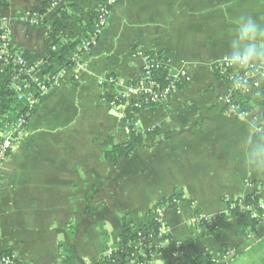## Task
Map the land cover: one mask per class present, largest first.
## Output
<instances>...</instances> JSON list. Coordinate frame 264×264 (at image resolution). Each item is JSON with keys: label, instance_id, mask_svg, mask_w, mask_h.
I'll use <instances>...</instances> for the list:
<instances>
[{"label": "crops", "instance_id": "1", "mask_svg": "<svg viewBox=\"0 0 264 264\" xmlns=\"http://www.w3.org/2000/svg\"><path fill=\"white\" fill-rule=\"evenodd\" d=\"M60 4L80 8L81 19L63 36L74 42L100 0ZM8 5L4 15L15 48L34 62L46 58L52 23L20 20L42 13V0ZM247 16L264 25V0H117L83 67L74 66L41 97L3 165L0 254L9 252L24 264H65L64 243L74 252L73 264H98L119 241L122 214L137 218L178 191L182 199L164 208V247L146 264H182L185 258L167 234L183 240L200 217L220 213L227 215L214 236L206 227L194 229L200 242L189 252L223 264H264V214L248 202L252 194L264 201V174L249 172L241 151L246 137L264 133V81L252 78L235 96L247 100L248 115L239 117L226 113L222 99L233 85L213 70L230 49L236 22ZM157 50L168 52L174 68H186L192 82L164 106L143 109L139 127L155 132L144 136L131 157L108 162L102 144L125 142L129 129L121 109L105 102L99 79L113 74L125 86L141 75L139 51ZM4 72L0 65V87ZM236 200L239 210L230 214L229 202ZM225 246L233 250L227 258Z\"/></svg>", "mask_w": 264, "mask_h": 264}, {"label": "built area", "instance_id": "2", "mask_svg": "<svg viewBox=\"0 0 264 264\" xmlns=\"http://www.w3.org/2000/svg\"><path fill=\"white\" fill-rule=\"evenodd\" d=\"M2 1L3 0H0V3H2ZM60 2L61 0H54L52 6L44 14H22L20 15V20L29 25L40 26L48 15L54 13L60 5ZM116 2L117 0H108L107 3H100L97 6L98 13L96 15L97 22L95 24V32L90 39L83 40L81 45L78 46V51L73 56V67H83L84 56L98 44L99 37L108 25L112 7ZM4 13H0V65H2L5 70L10 67L13 68L14 82L12 89L17 93L18 101L24 100L26 102L27 111L19 116L17 120L9 123L6 128L0 129V175L4 163L9 158L10 153L17 142L18 136L22 133L24 129L23 127L27 123V117L32 115L33 110L39 105L41 97L44 94L53 91L58 86L59 77L67 74L73 68L61 67L47 76H41L39 74L40 66L43 64L45 58L34 62L26 57L24 52L15 48L12 43V28L10 20L4 15ZM52 49H55V47ZM139 54L143 57V65L141 75L138 79L122 86L115 75L107 74L102 76L98 82L102 94L115 87V89L112 90L114 99L107 103L112 108H120L122 116L124 115L123 109L125 105L134 104L135 106H141L143 103H150L161 106L167 104L177 92L179 83H189L192 80V77L186 68H174L169 56L165 59H161L158 53L154 51H139ZM217 66L221 68L222 73L230 75V78H232L233 72L229 71L231 68H228L227 65L223 63V59ZM160 70H166L167 77L170 78L169 84L162 85L156 80L154 75ZM75 78H79L78 73L75 74ZM250 82L251 79L248 80L246 85ZM230 84H232V82ZM253 84L256 87L260 86L258 81H254ZM241 90L242 89L231 86L225 96L222 97L226 103L227 114H234L239 117L248 115L246 107L236 102L235 96ZM116 100L122 101L123 106H117ZM4 101L5 99L3 98L2 102ZM257 200L256 195L252 194L250 197L249 208L255 207L257 212L264 214V201L258 202ZM232 206H235V204L233 203ZM160 216L161 221H163L162 213H160ZM207 219L212 221L211 218ZM165 233V230H161L159 236L154 239L151 238V244H154V248H150L151 244L146 242V236L139 233V239L132 243L136 247L135 252L129 253L128 250H122L119 247L115 248L107 254L112 259L109 264H133L138 258L142 259L139 264H146L153 254L162 249L163 244L160 242V237L165 235ZM147 248H149V251L145 252ZM232 254L233 250H230L224 257L227 258ZM0 264L24 263L12 254L1 253Z\"/></svg>", "mask_w": 264, "mask_h": 264}, {"label": "trees", "instance_id": "3", "mask_svg": "<svg viewBox=\"0 0 264 264\" xmlns=\"http://www.w3.org/2000/svg\"><path fill=\"white\" fill-rule=\"evenodd\" d=\"M54 0H42V13L44 14L51 6ZM108 0H100V3H107ZM8 0H3L0 3V13H4L8 9ZM98 8H95L93 11V18L89 22L87 28L82 34V37L76 41H66L64 39V33L66 32L69 24L75 20L81 19V12L80 8L75 5L63 7L61 4L58 8L54 11L53 14L48 15L45 19L49 20L52 23L51 30L49 31L48 37V45L50 47L49 55L43 60V64L40 66L39 74L41 76H47L61 67H73L74 61L73 56L78 51V46L81 45L82 41L85 39H90L91 36L95 32V24L97 22L96 15L98 13ZM55 47V49H52ZM158 53L161 59H165L169 56L166 50H157L154 51ZM24 55L28 57L29 55L24 52ZM29 58V57H28ZM214 73L217 78L223 79L227 84L231 83L230 75L221 72V68L219 66L213 67ZM230 72H234L235 69H229ZM13 75L14 71L13 68H8L4 72V79L2 80L1 87H0V98H4L5 101L2 104L3 107V114L6 116H2L0 118V129L6 128L9 123L14 120H17L19 116L26 113V102L24 100L18 101V95L15 91H13ZM155 78L158 80L162 85H167L170 82V78L167 77L166 70L158 71L155 73ZM189 83H179L178 90H181ZM107 90L103 94V98L105 102H110L114 99V95L112 94V90ZM177 90V91H178ZM262 93L264 94V88L262 89ZM0 99V102H2ZM236 102L240 103L242 106H247V100L240 94V97L237 99ZM117 106H123V102L116 100ZM159 106L156 104L150 103H143L141 106L133 105H125L124 107V115L122 118L123 123L128 127V139L125 142H114L113 140H108L102 144L103 147V156L102 158L111 163H117L120 159L124 157H131L137 149L143 144L144 136L146 134H151L155 132V128H151L144 132L138 124V116L139 113L147 108V107H154ZM164 106V105H161ZM245 106V107H246ZM5 107V110H4ZM247 108V107H246ZM36 108L33 110L32 115L34 114ZM31 115V116H32ZM31 116L27 117L26 122L28 123ZM27 123L23 127L24 129L27 127ZM182 199L181 192H175L174 194L164 197L159 200L151 209L143 213L141 216L134 218L130 215L129 212H125L122 214V228L119 234V241L115 248H121L122 250H128L129 253H133L136 250L135 245L132 243L139 239V233L146 236V242L151 244V238H155L159 236L161 230H165V224L161 221L160 213L161 211L170 203L176 200ZM250 202V198L249 201ZM235 206H232V204ZM239 200L229 202V213H236L239 210ZM227 213H220L211 217L202 216L198 220L195 221V224L192 227V235L183 239V240H176L173 238L171 234H167V239L170 246H178L179 251L185 258V261L182 264H223V262H216L213 260L212 257L199 253L198 251L189 252L197 248L200 240L193 236L194 229L196 228H203L206 227L208 229L209 236H214L216 231L217 223L220 219L224 218ZM211 218L212 221H209ZM159 243V242H158ZM61 248L63 251L64 256V263L65 264H73L75 260V255L71 247L68 245L61 243ZM150 248H154V244H151ZM231 248L224 247L223 248V256L230 251ZM149 248L145 250L148 252ZM11 254L9 252H5ZM144 258V256H143ZM225 258V257H224ZM141 258H138L135 263L139 264L141 262ZM112 259L109 255L105 254L104 257L98 262V264H109L111 263ZM70 262V263H69ZM134 263V264H135Z\"/></svg>", "mask_w": 264, "mask_h": 264}, {"label": "clouds", "instance_id": "4", "mask_svg": "<svg viewBox=\"0 0 264 264\" xmlns=\"http://www.w3.org/2000/svg\"><path fill=\"white\" fill-rule=\"evenodd\" d=\"M223 63L235 69L231 78L234 88L244 89L252 78L264 81V25L251 16L239 19ZM251 127H255L254 122ZM241 151L243 163L249 172L264 174V133L259 138L246 137Z\"/></svg>", "mask_w": 264, "mask_h": 264}, {"label": "rangeland", "instance_id": "5", "mask_svg": "<svg viewBox=\"0 0 264 264\" xmlns=\"http://www.w3.org/2000/svg\"><path fill=\"white\" fill-rule=\"evenodd\" d=\"M1 99V98H0ZM2 104H3V102H0V118L2 117V116H6V114H3L2 112H3V107H2ZM161 213H162V220H163V222H164V209L161 211ZM208 230V229H207ZM162 243V242H161ZM163 244V243H162ZM163 247H164V245H163ZM163 247H162V249H163ZM161 249V250H162ZM160 250V251H161ZM159 252V251H158ZM158 252H156V253H158ZM155 253V254H156Z\"/></svg>", "mask_w": 264, "mask_h": 264}]
</instances>
